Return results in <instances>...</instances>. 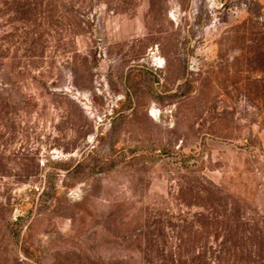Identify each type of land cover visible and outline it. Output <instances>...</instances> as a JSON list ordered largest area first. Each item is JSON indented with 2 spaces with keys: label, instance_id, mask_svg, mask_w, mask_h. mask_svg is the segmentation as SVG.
<instances>
[{
  "label": "rangeland",
  "instance_id": "obj_1",
  "mask_svg": "<svg viewBox=\"0 0 264 264\" xmlns=\"http://www.w3.org/2000/svg\"><path fill=\"white\" fill-rule=\"evenodd\" d=\"M3 1L0 264H171L235 241L225 225L264 231V40L245 5L61 0L77 18L39 22L33 48ZM196 178L253 208L210 214L180 190ZM251 241L240 257L264 264Z\"/></svg>",
  "mask_w": 264,
  "mask_h": 264
},
{
  "label": "trees",
  "instance_id": "obj_2",
  "mask_svg": "<svg viewBox=\"0 0 264 264\" xmlns=\"http://www.w3.org/2000/svg\"><path fill=\"white\" fill-rule=\"evenodd\" d=\"M60 2L61 0H4V6L7 9V12H11L13 14V19L16 23H21L23 27L21 29L26 28L27 24L30 29V31L26 30L24 32L25 37H27L29 41V36H32L31 39V46L33 48L38 47L41 44V38H36L34 35H37L36 30L37 27H40L41 25H38V23L45 24L46 21L48 26L54 27V24H57L64 19L69 18H77V15H72L70 13L66 14L62 12L60 8ZM240 4H243L246 6L248 11V18L242 23V27H244L245 32L249 33L254 38L260 37L264 40V31L263 26L260 24V20L264 17V9L262 4L259 0H239ZM88 5H81L82 8H86ZM80 13V12H78ZM67 16V17H66ZM33 28H36L35 34L33 31L31 32ZM51 27V28H52ZM81 27V23H80ZM34 36V37H33ZM258 51L261 53V58H259V62L261 65L260 68L262 71L264 64V42L259 43L256 45ZM263 92H264V82L260 83ZM193 89V82L190 80H186L183 85L180 87L179 91V97L185 98L188 97ZM264 100V96H263ZM1 113V112H0ZM195 156L188 157L184 163L187 164L189 162V159H194ZM189 190L193 193L194 196L201 197L204 199L206 203H204L205 210L210 212V214L216 215L217 213H223L226 217L229 216L228 214H235L236 220L240 221L241 219V213L251 210L250 208H253V206H250L247 202L239 200L235 197H233L231 194H229L223 187L215 185L211 181L207 180L206 178H196L192 180V183H186L180 185V190L186 191ZM256 212V211H254ZM258 213V212H257ZM213 215V217H214ZM263 222L264 216H261V218L258 219V221ZM253 223L254 226H258L260 222H258L255 218L248 219ZM238 224V223H235ZM223 230H225V233H227L229 236H233L235 238V241L229 242H222L218 244L217 250H213L212 248H209L208 244H202L198 246V244H195L194 252L196 249H199L200 252L194 253V256L192 259L188 260L186 259L182 261L180 257H170L171 264H247L246 261H243L240 257V253L243 250H252L255 247H258V245L261 247V243H254L251 241V239L261 238V235L263 236L264 231L257 228L258 237L255 235L257 231H244L242 228L238 227V225H232L231 227H228V225H225L222 227ZM184 236V234L181 232L179 233V236ZM181 238V245L184 243L183 237ZM164 238L162 237L161 240ZM249 241L250 243L247 245L246 241ZM261 240V239H260ZM242 242V243H241ZM250 250V251H251ZM252 261V260H251ZM251 261H248L250 263ZM262 263H264L262 261Z\"/></svg>",
  "mask_w": 264,
  "mask_h": 264
}]
</instances>
